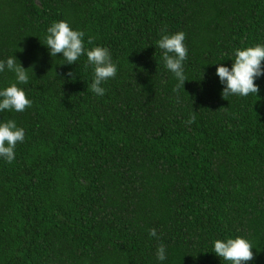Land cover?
Here are the masks:
<instances>
[{
	"label": "trees",
	"instance_id": "obj_1",
	"mask_svg": "<svg viewBox=\"0 0 264 264\" xmlns=\"http://www.w3.org/2000/svg\"><path fill=\"white\" fill-rule=\"evenodd\" d=\"M60 21L109 50L103 96L86 55H49ZM178 32L187 81L174 90L156 42ZM257 45L264 0H0V61L29 69L17 86L32 101L0 111L25 132L0 158V264H227L214 241L237 237L264 264V75L258 97L225 99L216 75ZM15 82L0 72V91Z\"/></svg>",
	"mask_w": 264,
	"mask_h": 264
},
{
	"label": "clouds",
	"instance_id": "obj_2",
	"mask_svg": "<svg viewBox=\"0 0 264 264\" xmlns=\"http://www.w3.org/2000/svg\"><path fill=\"white\" fill-rule=\"evenodd\" d=\"M84 36V32L75 31L67 22L60 21L53 23L47 29L45 43L51 57L62 54L63 59L69 65L76 64L82 55H86L88 65L94 69L91 91L96 95L103 96L105 89L101 85L116 77L117 66L112 62L107 48L97 46L86 50ZM185 38L184 32H178L172 35L164 34L156 42L159 49L162 50V59L166 69L173 73L178 81L174 90H179L181 87L184 89V84L187 81L184 72V62L188 58V49L184 44ZM88 43H92L91 37L88 38ZM20 51L23 50L20 49ZM262 62H264V46L257 45L243 50L237 49L231 69L220 64L216 68V75L219 77L220 83L224 85L221 93L223 98L228 96L247 97L253 94L258 97L259 87L255 80L264 75L261 67ZM5 68L15 74L16 82L0 91V111L9 110L22 113L32 107V101L17 85L29 82V69L25 70L20 63H17L16 57L8 58L6 63L0 61V72H4ZM67 76L75 78L72 72L67 73ZM194 122L195 115L193 114L187 123ZM24 139V129L17 127L14 120L0 123V158L11 163L15 158L16 146L23 143ZM149 235L156 237L155 229H152ZM252 249V245L247 239L237 237L235 239L228 238L226 241L215 240L213 251L227 264H247L248 261L255 258ZM156 256L160 261L167 258L166 248L163 244L158 245Z\"/></svg>",
	"mask_w": 264,
	"mask_h": 264
}]
</instances>
